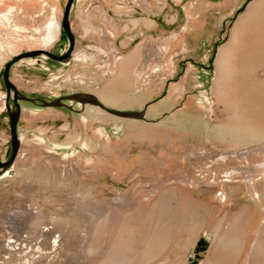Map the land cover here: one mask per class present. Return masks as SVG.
Returning <instances> with one entry per match:
<instances>
[{"label":"rangeland","instance_id":"374dc122","mask_svg":"<svg viewBox=\"0 0 264 264\" xmlns=\"http://www.w3.org/2000/svg\"><path fill=\"white\" fill-rule=\"evenodd\" d=\"M66 1L0 0V162L4 65L64 53ZM91 16L96 25L69 13L80 38L68 60L21 59L10 81L46 101L81 92L118 110L148 104L146 120L21 101L19 151L0 175V264H191L199 240L194 263L207 264L233 228L264 250V0H138L137 55H124L133 36L117 44L106 31L118 24Z\"/></svg>","mask_w":264,"mask_h":264},{"label":"water","instance_id":"95a60500","mask_svg":"<svg viewBox=\"0 0 264 264\" xmlns=\"http://www.w3.org/2000/svg\"><path fill=\"white\" fill-rule=\"evenodd\" d=\"M73 2L74 0L66 1L64 6V13L62 15L61 28L68 41V47L64 51V53L56 55L44 49L30 50L16 55L4 65L2 71V79L6 89V109L8 110L10 131V153L7 160L0 162V175L5 172L10 173L9 168L13 165L19 151L20 141L17 134V123L21 114V101L36 104L44 108L66 107L67 109H70V107L67 106L64 102L75 101L81 105L90 104L92 106L98 107L101 110L120 118L146 120L145 112L148 104H146L141 110H118L103 105L95 96L91 94L81 92L61 96L53 100L46 101L40 98H32L21 94L16 86L10 81V68L21 59L45 56L46 58L55 62H64L71 57L72 51L75 46V37L69 22V13ZM10 99L12 101V107L8 105V101Z\"/></svg>","mask_w":264,"mask_h":264},{"label":"crops","instance_id":"0c3cea01","mask_svg":"<svg viewBox=\"0 0 264 264\" xmlns=\"http://www.w3.org/2000/svg\"><path fill=\"white\" fill-rule=\"evenodd\" d=\"M83 10L89 15V25H96L97 18L92 17L91 14H100L103 16L106 14L109 20H113L114 24L118 25H109L107 33L113 35L116 38V43H121L122 38L127 35L133 36V46L129 48L124 55H130L138 53V0H130L125 2L124 5L118 7L116 5V0H74L71 10L70 17L73 15L75 10ZM91 16V17H90ZM71 29L75 37V44L80 38V34L75 33L73 25L71 23ZM104 30V29H103ZM97 34L99 31H102L101 28L91 30ZM109 36V35H108ZM20 119L17 123L19 127ZM236 238V242L233 245V239ZM247 238L243 240L242 236L238 235L237 229H231L225 232L218 243L213 246L208 252L206 251L204 260L207 259V264H237L240 260L242 254H247L248 259L254 260L256 254H263L264 250L255 251L254 249L246 248L248 243ZM239 240V242H238ZM197 241L194 242V247L196 246ZM231 244V245H230ZM201 255V254H200ZM203 255V253H202ZM258 263H264V258L262 261H257Z\"/></svg>","mask_w":264,"mask_h":264},{"label":"trees","instance_id":"16d2710c","mask_svg":"<svg viewBox=\"0 0 264 264\" xmlns=\"http://www.w3.org/2000/svg\"><path fill=\"white\" fill-rule=\"evenodd\" d=\"M205 248H206V245L204 244V242L202 240H199L194 251L197 255H199L205 252ZM192 264H196V263H192Z\"/></svg>","mask_w":264,"mask_h":264},{"label":"built area","instance_id":"2783aa9c","mask_svg":"<svg viewBox=\"0 0 264 264\" xmlns=\"http://www.w3.org/2000/svg\"><path fill=\"white\" fill-rule=\"evenodd\" d=\"M187 258L189 260V262L192 264L196 261H198V255L195 253L194 250H192L188 255ZM197 263V262H196Z\"/></svg>","mask_w":264,"mask_h":264},{"label":"bare ground","instance_id":"6f19581e","mask_svg":"<svg viewBox=\"0 0 264 264\" xmlns=\"http://www.w3.org/2000/svg\"><path fill=\"white\" fill-rule=\"evenodd\" d=\"M53 37H54V36L49 35V36H48V40H49V41L52 40ZM103 97H104V101H105V102H106V101H107V102H112L107 96L104 95ZM234 244H235V241H233V245H234ZM230 245H231V244H230Z\"/></svg>","mask_w":264,"mask_h":264}]
</instances>
